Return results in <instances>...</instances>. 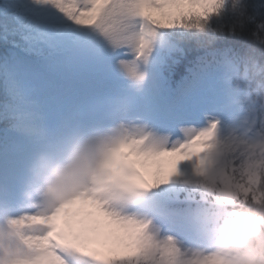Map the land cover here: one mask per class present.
<instances>
[{
	"label": "snow or ice",
	"instance_id": "6c2138e0",
	"mask_svg": "<svg viewBox=\"0 0 264 264\" xmlns=\"http://www.w3.org/2000/svg\"><path fill=\"white\" fill-rule=\"evenodd\" d=\"M90 128L120 133L106 179L13 216L0 264H232L220 217L264 198V0H0V205Z\"/></svg>",
	"mask_w": 264,
	"mask_h": 264
},
{
	"label": "rangeland",
	"instance_id": "374dc122",
	"mask_svg": "<svg viewBox=\"0 0 264 264\" xmlns=\"http://www.w3.org/2000/svg\"><path fill=\"white\" fill-rule=\"evenodd\" d=\"M119 136L120 133L114 129L74 130L55 151L38 154L16 189L14 203L11 206L0 205V228L7 229L13 216L47 213L81 192L100 187L99 181L106 179L103 166L109 162L111 149ZM168 171H171L170 166L165 168V172ZM58 173L72 176L73 180L60 188L58 198H53L49 189L57 186L55 177ZM91 247L100 250L102 258H108L99 246Z\"/></svg>",
	"mask_w": 264,
	"mask_h": 264
},
{
	"label": "clouds",
	"instance_id": "9594fccd",
	"mask_svg": "<svg viewBox=\"0 0 264 264\" xmlns=\"http://www.w3.org/2000/svg\"><path fill=\"white\" fill-rule=\"evenodd\" d=\"M55 180L57 186L49 189V194L58 198L60 188L68 186L73 177L58 173ZM207 195L223 207L235 202L234 195L229 196L223 189L208 191ZM239 205L220 217L218 244L227 252L232 264H264V198H241Z\"/></svg>",
	"mask_w": 264,
	"mask_h": 264
}]
</instances>
